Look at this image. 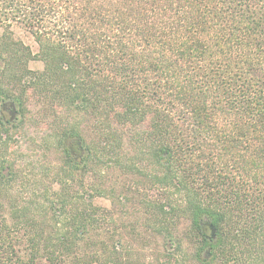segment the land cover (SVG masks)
I'll list each match as a JSON object with an SVG mask.
<instances>
[{"label": "trees", "instance_id": "obj_1", "mask_svg": "<svg viewBox=\"0 0 264 264\" xmlns=\"http://www.w3.org/2000/svg\"><path fill=\"white\" fill-rule=\"evenodd\" d=\"M0 264H264V0H0Z\"/></svg>", "mask_w": 264, "mask_h": 264}, {"label": "rangeland", "instance_id": "obj_2", "mask_svg": "<svg viewBox=\"0 0 264 264\" xmlns=\"http://www.w3.org/2000/svg\"><path fill=\"white\" fill-rule=\"evenodd\" d=\"M38 66V65H37ZM39 67V66H38ZM24 143H25V140H22V141H20V143H19V145H24ZM102 204L103 205H114L113 203H111L110 201H103L102 202Z\"/></svg>", "mask_w": 264, "mask_h": 264}, {"label": "flooded vegetation", "instance_id": "obj_3", "mask_svg": "<svg viewBox=\"0 0 264 264\" xmlns=\"http://www.w3.org/2000/svg\"><path fill=\"white\" fill-rule=\"evenodd\" d=\"M6 108L8 109V107H5V111L7 110ZM9 113H10V115H12V119H15L17 117V113L12 111V109H11V111L9 110Z\"/></svg>", "mask_w": 264, "mask_h": 264}]
</instances>
